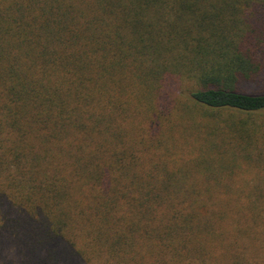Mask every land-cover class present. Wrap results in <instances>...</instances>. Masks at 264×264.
Returning <instances> with one entry per match:
<instances>
[{
    "label": "trees",
    "instance_id": "obj_1",
    "mask_svg": "<svg viewBox=\"0 0 264 264\" xmlns=\"http://www.w3.org/2000/svg\"><path fill=\"white\" fill-rule=\"evenodd\" d=\"M255 19L264 0H0V264L259 258L264 220L210 181L184 189L198 165L169 167L159 140L183 116L176 77L201 116L264 110L236 89L263 67Z\"/></svg>",
    "mask_w": 264,
    "mask_h": 264
},
{
    "label": "rangeland",
    "instance_id": "obj_2",
    "mask_svg": "<svg viewBox=\"0 0 264 264\" xmlns=\"http://www.w3.org/2000/svg\"><path fill=\"white\" fill-rule=\"evenodd\" d=\"M260 20L255 19L252 22L253 30L249 40L251 43L258 41V47L252 53L263 67L253 80L241 79L237 82L236 89L240 92L264 93V19ZM250 46L253 48L252 44ZM176 78L170 82L167 100H173V115L183 116L177 117L180 127H175V130L169 122L170 119L168 120L166 129L160 134L161 148L160 142L156 143L157 152L158 148L168 149L169 154L165 158L168 166L177 167L180 172L186 171L188 164L193 167L198 165V174L192 171L179 175L177 181L184 189H190L198 182L203 184L210 181L219 190L214 193L217 200L239 203L244 219L245 215L256 212L264 220V110H206L210 113L205 112L201 116L204 108L190 104L181 96L178 90L184 82L180 78L178 82ZM208 120L211 122L210 131L213 136L207 139L204 124ZM146 136H152L148 129ZM205 175L211 178L207 180ZM262 222L263 224L258 222L256 226L253 225L256 231H264V221ZM242 242L249 243L250 238ZM258 254L259 258L257 256L250 260H241V264H264V251ZM216 255L219 256L220 252Z\"/></svg>",
    "mask_w": 264,
    "mask_h": 264
}]
</instances>
